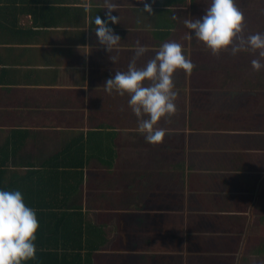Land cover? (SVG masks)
I'll use <instances>...</instances> for the list:
<instances>
[{"label":"crops","instance_id":"1","mask_svg":"<svg viewBox=\"0 0 264 264\" xmlns=\"http://www.w3.org/2000/svg\"><path fill=\"white\" fill-rule=\"evenodd\" d=\"M110 2L121 38L111 52L93 23L107 20L105 0H0L2 185L18 176L25 205L63 229L39 227V252L48 264H264V119L251 112L263 104L248 107L264 91L231 97L234 113L200 72L203 43L184 21L211 0H144L152 14L140 0ZM137 42L148 49L137 68L176 42L207 79L173 73L176 112L158 122L157 145L137 131L130 96L104 86Z\"/></svg>","mask_w":264,"mask_h":264},{"label":"clouds","instance_id":"2","mask_svg":"<svg viewBox=\"0 0 264 264\" xmlns=\"http://www.w3.org/2000/svg\"><path fill=\"white\" fill-rule=\"evenodd\" d=\"M140 2L144 4L143 11L152 14V7L144 0ZM116 7L110 0H105L107 20L97 15L93 21L99 44L105 46L109 52L121 40L108 26V22H119L112 15ZM244 21V14L234 0H211L203 17L188 19L184 23L214 56H218L222 50H228L229 46L233 56L239 52H250L254 55L258 52V58L252 59L251 67L254 72H259L264 69V34L256 33L245 38L242 35ZM189 36H192L190 32ZM147 51V47L137 42L135 56L127 71H117L114 77L106 80L104 86L109 94L115 91L121 97L125 94L130 96L128 106L138 118L137 131L145 136L146 142L157 145L163 142L167 131L165 128L156 127L158 122L176 112L174 101L178 93L173 90L172 75L177 69L190 75L195 66L183 54L181 44L166 42L145 67L137 68V59ZM110 59L115 63L114 57ZM145 81L151 83L145 86ZM145 116L146 119L143 118ZM38 228L36 212L26 207L20 191L0 190V264H21L22 261L35 259L37 249L34 242Z\"/></svg>","mask_w":264,"mask_h":264},{"label":"rangeland","instance_id":"3","mask_svg":"<svg viewBox=\"0 0 264 264\" xmlns=\"http://www.w3.org/2000/svg\"><path fill=\"white\" fill-rule=\"evenodd\" d=\"M238 4L243 7L244 13L247 12V8L253 9L251 17H247L244 22V31L242 35L247 38L249 35L256 33L264 34L262 28L264 27V0H238ZM247 10V11H245ZM251 10V9H249ZM243 13V12H242ZM199 49L200 60L197 61V66L200 67V72H208L210 81V88L217 89L216 91L227 90V95L223 98L226 100L227 108H231L232 112L236 109L237 102L231 99V97H238L244 95L242 92L244 89H263L264 91V69L259 72H254L251 67L252 59L258 58V52L254 55L250 52H239L235 56L231 54V46L228 50H222L218 56L211 54V51L206 48L205 45L201 44L197 48ZM207 55V56H205ZM192 71L189 80L190 83L193 81L207 83L206 78H201ZM237 91H239L237 93ZM236 93V94H234ZM242 94V95H240ZM231 95V96H230ZM230 97V99H229ZM257 104H263L264 106V92L257 93V96H251L248 98V107L254 106V101ZM260 106L262 110L264 107ZM258 108V110H252V113H257L259 110L263 113L262 118L264 119V111ZM219 110V109H218ZM237 113V112H234ZM226 115V112H225Z\"/></svg>","mask_w":264,"mask_h":264},{"label":"trees","instance_id":"4","mask_svg":"<svg viewBox=\"0 0 264 264\" xmlns=\"http://www.w3.org/2000/svg\"><path fill=\"white\" fill-rule=\"evenodd\" d=\"M238 0H234V2H235V4H236V6L239 8V10L241 11V12H243V14H244V17H245V20L247 19V17H251L252 16V14H253V9L252 8H247V10H245V11H247V12H245L244 13V10H243V7H241L239 4H238V2H237ZM249 9H251V10H249ZM245 22V21H244ZM262 30H263V33H264V27L262 28ZM76 149L77 150H85V148L82 146V144L80 143H78V145L76 146ZM5 174H6V172L4 171V170H1L0 169V190H4V191H20L21 192V194H22V196H23V198L26 196V191L22 188V186H18V183L16 182V178L18 177V176H16V175H12L11 177H8L7 179L8 180H10V179H12V181L11 182H9V184H6V185H2L3 184V181L4 180H6L5 179ZM44 177V176H43ZM29 194V193H28ZM26 207H29V208H31V209H34L35 210V212H36V215H37V219H38V223H39V227H42L43 225H51L52 226V228L53 229H50L51 230V232H53V230H57V231H60V230H63L62 229V227H60V226H55L54 224H52L51 222L48 224V223H45V221H43V220H41V218L39 217V216H41V212L40 211H38L37 209H36V207H31L30 205H26ZM52 214H55V213H51L50 215H52ZM50 215H48V216H50ZM67 229V228H66ZM49 230V231H50ZM36 249H37V251H36V256H35V259H31V260H27V261H22L21 262V264H48V261L47 260H45V259H47L48 257H49V255L48 254H45V256H42V254L40 253L41 251V248L40 247H38V246H36ZM40 251V252H39ZM40 259H44V260H40Z\"/></svg>","mask_w":264,"mask_h":264}]
</instances>
